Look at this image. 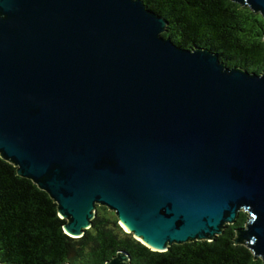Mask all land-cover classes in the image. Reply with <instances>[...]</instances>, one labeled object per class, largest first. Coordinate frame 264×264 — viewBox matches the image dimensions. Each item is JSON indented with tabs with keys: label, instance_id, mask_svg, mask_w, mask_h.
Wrapping results in <instances>:
<instances>
[{
	"label": "water",
	"instance_id": "95a60500",
	"mask_svg": "<svg viewBox=\"0 0 264 264\" xmlns=\"http://www.w3.org/2000/svg\"><path fill=\"white\" fill-rule=\"evenodd\" d=\"M232 1L264 16V0ZM164 25L142 0H0V157L71 238L95 204L160 252L240 210L230 237L264 259V68L177 45Z\"/></svg>",
	"mask_w": 264,
	"mask_h": 264
},
{
	"label": "trees",
	"instance_id": "16d2710c",
	"mask_svg": "<svg viewBox=\"0 0 264 264\" xmlns=\"http://www.w3.org/2000/svg\"><path fill=\"white\" fill-rule=\"evenodd\" d=\"M166 21L163 35L177 45L204 46L220 60L246 70L264 68V16L232 0H142ZM53 200L0 157V264H104L117 249L130 255L128 264H264L230 237L242 226L245 212L224 223L207 239L170 243L163 251L147 248L122 230L107 207L96 214L78 237L62 232Z\"/></svg>",
	"mask_w": 264,
	"mask_h": 264
},
{
	"label": "rangeland",
	"instance_id": "374dc122",
	"mask_svg": "<svg viewBox=\"0 0 264 264\" xmlns=\"http://www.w3.org/2000/svg\"><path fill=\"white\" fill-rule=\"evenodd\" d=\"M108 210H110V209H108ZM111 212V211H110ZM96 214V210H95V213H94V215ZM119 225H120V227H121V224L119 223V221H117V220H115ZM122 228V227H121ZM123 230V229H122Z\"/></svg>",
	"mask_w": 264,
	"mask_h": 264
}]
</instances>
